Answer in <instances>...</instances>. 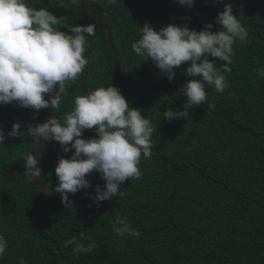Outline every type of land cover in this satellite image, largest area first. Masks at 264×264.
I'll return each mask as SVG.
<instances>
[{
  "label": "trees",
  "instance_id": "obj_1",
  "mask_svg": "<svg viewBox=\"0 0 264 264\" xmlns=\"http://www.w3.org/2000/svg\"><path fill=\"white\" fill-rule=\"evenodd\" d=\"M104 11V23L113 34L120 56L123 75L147 72L158 78L160 88L184 85L190 79L182 65L169 82L150 60L136 55L131 43L140 38L145 22L154 30L163 26L187 24L201 31L213 24L225 4H231L233 15L248 29V43L234 44L232 71L225 73L230 87L218 93L214 86L206 89L208 109L220 114L214 117L201 105L190 109V117L163 119V112L183 110L186 98L180 90L157 93L154 81L138 77L120 83L116 64L106 32L91 8L90 24L95 35L88 37L84 53L89 59L85 67L87 91L97 87L115 86L130 107L143 111L156 131L152 135V157L166 158L157 163L141 157L142 177L122 185V196L101 202L88 198L104 181L97 172L87 179L91 187L69 194L73 208H65L54 189L58 185L54 169L58 158H70L58 142L42 159L39 167L47 174L46 187L54 193L42 209L3 217L0 232L8 249L0 264H264V78L257 72L264 69V5L261 0H194L189 9L176 0H117L107 5L94 0ZM34 8L45 7L60 19L56 27L67 31L65 24L80 25V3L72 0H27ZM185 18H190L185 20ZM256 27V29H255ZM217 63H220L217 61ZM67 95L54 118L63 123V116L74 107V97L83 95L81 77L71 82ZM47 98V97H45ZM48 109H41L37 119L34 111L15 104L0 106V130L11 131L16 122L23 130L28 125L46 122ZM95 136L85 130L84 138ZM0 148V215L19 209H30L44 197L39 180H28L23 155H39L43 145L32 142L31 136L8 138ZM174 181V184H173ZM173 186L175 191L173 192ZM172 195H174L172 199ZM172 199V200H171ZM172 201V202H171ZM127 216L139 237L118 236L112 231L117 216ZM45 222L43 224V219ZM46 230V231H45ZM76 236L84 244L96 243L92 253L73 254V246L65 242Z\"/></svg>",
  "mask_w": 264,
  "mask_h": 264
},
{
  "label": "clouds",
  "instance_id": "obj_2",
  "mask_svg": "<svg viewBox=\"0 0 264 264\" xmlns=\"http://www.w3.org/2000/svg\"><path fill=\"white\" fill-rule=\"evenodd\" d=\"M80 3V0H72ZM114 5L117 0H105ZM191 9L194 0H176ZM222 2V0H217ZM62 4V0H61ZM60 19L45 7L39 9L28 5L27 0H0V106L15 104L34 111L37 119L41 109H60L62 99L68 94L71 82L77 81L89 59L85 57L89 46L88 37L95 35L93 24L67 25V31L56 26ZM189 20L190 18H185ZM215 24L220 30L213 31V24H206L201 31L189 29L187 24H169L158 31L145 22L140 38L131 43L132 51L150 60L168 81L173 82L175 69L187 65L185 75L190 77L179 91L186 98L183 110L168 108L163 119L190 117V109L206 104V89L213 87L223 93L230 87L225 73L232 71L234 44L247 45L248 29L233 15L231 4L217 14ZM219 61L220 63H217ZM264 78V69L257 72ZM47 97V98H45ZM74 107L63 116V123L56 118L28 125L25 132L16 122L10 132L0 130V148L6 139L31 136L32 142H58L63 153H72L70 158H58L54 169L58 185L55 193L61 197L64 207L73 208L69 194H76L91 187L87 177L97 172L105 182L97 185L94 195H89L97 207L101 202L122 196V185L142 177L139 167L141 157L152 156V135L156 131L152 121L143 111L130 107L129 102L115 86L97 87L83 95H76ZM95 131V136L84 138L85 130ZM38 155L24 153L25 171L28 180H41ZM112 231L118 236L125 234L139 237L127 216H117ZM73 246V254L92 253L96 243L84 244L72 236L65 247ZM8 249V242L0 235V258ZM19 264H25L20 259Z\"/></svg>",
  "mask_w": 264,
  "mask_h": 264
},
{
  "label": "water",
  "instance_id": "obj_3",
  "mask_svg": "<svg viewBox=\"0 0 264 264\" xmlns=\"http://www.w3.org/2000/svg\"><path fill=\"white\" fill-rule=\"evenodd\" d=\"M261 4L264 5V0H261ZM91 8H93V9H95L97 11L98 24L100 25V27L107 34L108 42H109L110 48H111V50L113 52L114 59H115L116 71H117V80L120 83L124 84L127 81H129L131 79H134V78H138V77H148L150 79H153V81H154V90L157 93H166L169 90H174V89L180 90V89H182L184 87V85H180V86H176V87L160 88L158 78L155 75H153L151 73H147V72H138V73L132 74L130 76H124L123 75V71H122V67H121V64H120V56H119L118 50H117V48L115 46V43H114V38H113L112 31L110 30V28L103 21L104 17H105V11H104L103 7L99 3L95 2L94 0H80V9H81L80 25L87 26L88 24H90ZM255 29H256V27H255ZM86 83H87V74H86V72L84 70L82 75H81V89H82L83 94L88 92L87 88H86ZM201 106L203 108H205L214 117L222 118V117L227 115L228 116L227 117L228 121L230 123H232L233 125L237 126L233 122V113H232L231 110H226V111H224V112H222L220 114H216L215 112H213L210 109H208L203 103L201 104ZM54 114H55L54 109L49 108L48 115H47V118H46V122L48 120L52 119L54 117ZM238 128L241 131H250L254 136H256L255 133L252 130H250V129H243V128H240V127H238ZM24 131L27 132V129H25ZM42 145H43V149H42V151L39 153V155L37 157L38 158V167L41 164L42 159L46 156V154L49 152V150L52 147L51 142H48V141H42ZM148 159L151 160V161L157 162V163L166 162L173 168L174 172H175V170H177L176 167L174 166V164L171 163L166 158L156 159V158L151 156ZM41 176H42V179L38 183V188H39V190L42 193H44V197L40 200V202L38 204H36L34 207L30 208V209H26L25 208V209H19V210L13 211V212L3 213V214L0 215V220L3 217H7V216H11V215H18L21 212H30V211H33V210H35L37 208L42 209L43 204L45 203V201L47 199H49L53 195L54 191L50 187H46L45 186V183H46V180H47V174L42 171L41 172ZM173 184H174V181H173ZM174 191H175V187L173 186V192ZM173 197H174V195H172V199H173ZM44 222H45V218L43 219V224H44ZM0 235H1V232H0Z\"/></svg>",
  "mask_w": 264,
  "mask_h": 264
},
{
  "label": "flooded vegetation",
  "instance_id": "obj_4",
  "mask_svg": "<svg viewBox=\"0 0 264 264\" xmlns=\"http://www.w3.org/2000/svg\"><path fill=\"white\" fill-rule=\"evenodd\" d=\"M51 145H52V142H51Z\"/></svg>",
  "mask_w": 264,
  "mask_h": 264
}]
</instances>
